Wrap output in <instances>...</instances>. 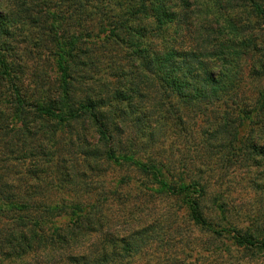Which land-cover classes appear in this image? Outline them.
Segmentation results:
<instances>
[{
	"label": "trees",
	"instance_id": "1",
	"mask_svg": "<svg viewBox=\"0 0 264 264\" xmlns=\"http://www.w3.org/2000/svg\"><path fill=\"white\" fill-rule=\"evenodd\" d=\"M195 233L264 254V0H0V264H190Z\"/></svg>",
	"mask_w": 264,
	"mask_h": 264
},
{
	"label": "rangeland",
	"instance_id": "2",
	"mask_svg": "<svg viewBox=\"0 0 264 264\" xmlns=\"http://www.w3.org/2000/svg\"><path fill=\"white\" fill-rule=\"evenodd\" d=\"M180 143V146H179ZM181 148V141L178 142L177 144V148H173L174 150V154L177 156L178 154H180V151L182 150H178ZM126 176H130L133 179L134 178H139V176H137L135 174L134 171L132 170H125V171H115L114 169L109 173V175H107L105 177L106 182L104 183L105 185L108 183H114L116 182L117 179H119L121 176L123 175ZM131 183H133V186H136V183L133 181H131ZM116 184V183H115ZM123 187V186H122ZM246 184H242V186L240 187V189L234 193V201L236 203H242L245 202L247 200H250L253 197V193H250L249 191L246 190ZM126 188V187H125ZM232 195V194H231ZM139 195H137L136 192H131V194L129 193L126 198H124L125 202L128 203L127 205H138L139 201L137 198ZM111 196H106L105 198H108ZM148 200L146 202L145 208H149L146 209L145 211H142L141 214L147 213L150 214V210L153 211L154 207H152V205L155 204V201L148 197L145 196ZM251 201H248L249 204ZM124 204V203H123ZM155 211L156 213L160 214V213H164V211H170L171 215L169 216V221L170 223H174V224H180L182 225L183 223V217L181 214V206L182 204L180 203L179 200H175V199H170V200H166L163 199L161 200V198H159L158 202L155 204ZM154 205V206H155ZM151 206V207H150ZM254 207V206H253ZM140 211V210H138ZM167 217H165L166 219ZM180 238V239H179ZM177 246L178 249H183L184 245L188 242V240L190 239L191 241L194 242V244H192L191 246V250L194 248L195 244H198V246H196V250L194 252H192V256L191 257H186V261H188L190 264H264V254H258V255H254L255 258H252L251 261L249 262V257L251 256V254H248L244 251H235L233 249V246L231 245V241L229 240H222L221 238L218 239H211L209 237H206L204 235H200L198 233L193 234L192 236H190V238H183V237H177ZM194 239H196V241H194ZM201 243V247L199 245V243ZM227 247V250H225ZM202 249V250H201ZM190 248H186L184 251L185 253H189V251L191 252ZM200 250V252H199ZM219 250L225 251L226 253H229V255H223L219 253ZM211 253V254H210ZM190 254V253H189ZM190 256V255H189ZM185 257V255H184ZM244 262H248V263H244Z\"/></svg>",
	"mask_w": 264,
	"mask_h": 264
}]
</instances>
